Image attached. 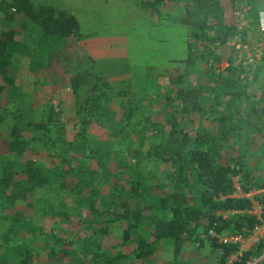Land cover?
I'll use <instances>...</instances> for the list:
<instances>
[{"label": "rangeland", "instance_id": "1", "mask_svg": "<svg viewBox=\"0 0 264 264\" xmlns=\"http://www.w3.org/2000/svg\"><path fill=\"white\" fill-rule=\"evenodd\" d=\"M4 1L8 0L0 1V33L15 30V38L8 44L14 80L11 79L12 85L6 93L0 91V113L16 123L19 133L7 144L6 152L0 154V177L4 166L10 167L14 173L11 177L23 180L24 188H31L24 192V199L17 198L15 204L6 200L12 190L7 197L0 196V260L3 264L20 261L15 251L21 252L27 264H94L90 253L86 257L82 251L79 258L81 245L90 244L96 238L99 251L104 254L113 244L118 245L116 241H122L124 225L119 221L114 223L113 234L102 238L94 234L93 230L105 222L101 218L96 225L88 223L92 221V204L98 210L106 209L113 193L137 180L149 194L159 193L157 189H147L160 186V183L165 187L173 186L166 180L167 171L163 165L147 153L151 145L167 140L168 118L174 111L181 110L178 99L173 102L166 99L168 88L172 87L171 79L180 76L179 88H189L196 83L206 98L212 96L219 100L205 103L204 108L209 111L223 109L227 94L241 96L235 99V108L250 107L255 98L264 100V58L244 74L232 58L230 45L236 33L233 11L247 2L251 5L252 17L257 9L264 7V0H231L232 6L229 0H220L221 21L208 19L211 26L204 29V35H201L203 28L196 23L202 19L196 21L186 16L191 20L190 28L177 25L175 30L179 40L182 37L188 40V48L192 49L188 59L177 60L172 69H168L169 66L161 68L153 75L151 62L145 63L149 53L144 50L151 48H146L144 42L149 38L137 21L142 19L140 11L149 12L157 7L158 16L166 22L170 14L171 18L173 14L177 18L184 16L185 0H161L153 7L148 5L152 0H54L55 4H33L36 12L39 9H51L55 13L63 10L80 19L83 27L77 31L78 35L63 40L28 18L6 21ZM88 2L97 7L92 10V16L88 12ZM102 6L106 9H101ZM106 25H110L112 36L104 38L111 39V47L137 48L131 58L135 57L134 64L143 63L138 70L140 73L125 74V77L109 75L125 71L120 66L106 67V63L96 62L90 56L89 48H85L88 32H101ZM226 25L232 26L233 33L221 43L218 40L222 39ZM63 56L79 63L73 71L79 75L81 83L73 92L64 85L66 78L59 65V57ZM81 56L86 59L79 60ZM127 58L128 54L125 59L130 64ZM234 78L238 84L233 83ZM2 80L0 77V83ZM221 82L223 87L217 91V83ZM198 114L199 111H193L185 115L184 125L190 127L193 123L203 131ZM237 138L241 139V135ZM223 145V155L227 158L230 155L239 157L250 167L257 166L258 161V178L264 177L263 148L245 149L242 142H238L236 148L226 140ZM27 165L39 172L42 183L25 182L23 168ZM192 179L190 175V182ZM180 189L188 193L193 191L187 186ZM146 199L156 204L153 197ZM16 210L21 211L23 217L18 224L10 222L12 217L6 216ZM115 233L119 235L118 240ZM189 243L191 247L181 252L179 261L192 262L191 258L198 255H202L205 262L213 259L215 253L210 247H200L196 241ZM162 253L164 260L160 262L166 263V251Z\"/></svg>", "mask_w": 264, "mask_h": 264}, {"label": "trees", "instance_id": "2", "mask_svg": "<svg viewBox=\"0 0 264 264\" xmlns=\"http://www.w3.org/2000/svg\"><path fill=\"white\" fill-rule=\"evenodd\" d=\"M156 1L159 0H152L148 2V5L153 7ZM32 5L29 0H8L7 3L5 2L7 11L4 14L5 20H13L16 17L28 18L44 30L54 32L62 40L78 35L79 25L73 14L63 10L55 13L51 9H39L36 12ZM229 5L232 6L231 0H229ZM220 7V0H185L182 21H185L186 16H192L196 21L202 19L196 23L201 29L203 28L201 35H204L206 31L204 29L211 26L208 25V19L221 21ZM231 27L226 25L222 39L218 41L224 43L228 39L233 33ZM14 33L13 29L0 33V77H3L5 81V84H3V80L0 83V91L3 93L10 89L11 82L14 80L13 70L10 69L11 54L8 50L9 42L15 38ZM78 59L85 60L86 57L81 56ZM78 64L67 56L59 57L60 69L66 78L64 85H68L72 92L81 83L79 75L73 71L74 66ZM180 80V76L171 79L172 87L168 88L167 101L173 102L178 99L181 110L174 111L172 117L168 118L167 140L163 143L153 144L147 149L148 155L157 160L159 165H163L167 171L166 180H169L174 187L161 186L160 183V186L156 185L147 189L150 191L157 189L159 193L149 194L137 180L130 186H121L119 192L113 193L107 202L106 209L98 210L92 204L90 212L92 221L88 223L97 224L101 218V221L105 222V225H99L96 230H93L94 234L102 238L113 232L114 223L119 221L124 225L121 230L120 250H108L107 254L106 251L103 254L99 251L100 244L97 245L98 241L94 238L90 244L81 245L82 250L80 249L79 258L85 252L86 257L90 253L89 257L94 264H125L126 260L130 258L152 256L157 250L159 240L170 237L173 242L174 256L173 260L166 261L164 264H204L205 261L203 263L200 260L196 262L179 261L182 246L187 242L195 241L200 247L208 246L215 253L213 259L210 262L206 261L205 264L224 262L225 257L235 250V246L218 244L206 232L213 229L219 233H244L243 229H248L254 224V217L247 213L223 218L218 212L221 210H243L250 206L249 198L231 196L235 182L242 191L248 192L263 187L264 179L253 174L239 157L230 154L229 158L225 157L222 143L219 138L215 137V134L207 136L199 129L191 130L190 127L184 125L185 115L200 110L198 103L200 89L199 86L179 88ZM262 103L259 109L264 113V102ZM0 124H2L0 125L1 130H3L0 136V154H4L7 144H11L12 139L18 135L19 127L14 121L6 119L2 113H0ZM23 172L27 177L25 182L42 183V178L35 168L27 165L23 168ZM13 174L12 168L4 166V172L0 177V196L5 198L8 191L12 190L10 198H6V200L15 204L17 198L24 199V192L31 187L24 188V181L14 180L11 177ZM190 175L193 177L192 182L189 180ZM182 186L191 187L193 191L188 193L186 190L180 189ZM147 197H153L156 204H152L149 199H146ZM132 201L134 205H130ZM39 208L43 213L41 204ZM38 213L41 214L40 211ZM6 216L12 217L9 218V221L13 220L17 224L23 219L22 212L18 210ZM260 248L261 245L244 253L242 258L234 264H246L249 257L259 254ZM15 253L20 260L16 264H27L21 252L15 251ZM210 254L212 253L210 252ZM0 264H3L2 260H0ZM257 264H264V260Z\"/></svg>", "mask_w": 264, "mask_h": 264}, {"label": "crops", "instance_id": "3", "mask_svg": "<svg viewBox=\"0 0 264 264\" xmlns=\"http://www.w3.org/2000/svg\"><path fill=\"white\" fill-rule=\"evenodd\" d=\"M31 4H55L56 2L53 1H45V0H29ZM161 0L156 1L155 3H159ZM69 3V1H62V3ZM89 7L88 12L92 16V10L97 8L95 7L96 4H91V2L86 3ZM176 6V5H175ZM101 9H106L102 6ZM144 9V8H143ZM156 9H152L149 12L143 11L141 9L140 11V17L142 19H138L137 21L142 25L143 32L147 33V36L149 39H146L145 46L146 48H151L144 50L145 52H148V56H146V62H151L152 66V75L153 72L157 71L161 68H167L172 69L175 65H177V60H182L185 57L187 58L190 54L191 50L188 48V40H185V37H182V40L178 39V36L176 34V26H183L186 28H190V21L187 20L185 17V21H182V18H177L176 14H173V18H171V14L168 16V18L165 19L166 22L161 21L159 13ZM78 22L79 28H82V23L80 19L73 14ZM153 17V20L152 18ZM182 24V25H181ZM110 31V25H106L104 27V30L101 32H88L87 37H89V41L86 42L85 48H89V54L91 57H93L96 62L99 63H106V67L114 66L115 68H118L119 66L122 67L125 71V73L113 72L109 75H115L119 74L122 77H125V74L127 75H134L135 73H140L141 71H138L142 67V62L138 61L137 64H134L132 61L135 57L131 58V54H133L135 51H137V48H120V46H114L111 47V39L104 38L105 36H112ZM187 31V29H186ZM153 36V38H152ZM190 46V45H189ZM149 50H151L149 52ZM128 54V60L130 61V64L127 63L125 57ZM185 58V60H187ZM169 60L168 63H166V60ZM142 60V59H138ZM140 62V63H139ZM174 62V63H173ZM172 63V64H171ZM171 64V65H169ZM114 67L112 69L114 70ZM227 70H228V66ZM225 67V68H226ZM176 68V67H175ZM224 70V69H223ZM149 71V69H148ZM144 72V71H142ZM150 72V71H149ZM226 73V72H224ZM124 74V75H123ZM229 77V76H227ZM234 84H238L236 81V78L233 80ZM193 86H195L196 83H192ZM241 84H239L240 86ZM223 87L222 82L220 84L217 83V91ZM233 89V88H232ZM215 90V91H216ZM239 94H227L224 98L223 104L225 107L221 109L219 112L217 110L209 111V109L204 108L206 105L205 103H214L219 100L214 99L212 96H208L206 98L205 93H201L198 97V103H199V114L200 116V123L201 127H203V132L207 134V136H211V134L217 135L216 137L219 138L220 143H222V149H224V141L226 140L227 143L231 144L232 147L237 148V143L242 142L244 144V148H263L264 149V113L260 111L259 106L264 100L255 98L252 102V104L247 107H239L235 108V99L240 98L238 96ZM257 99H259L257 102ZM240 102H243V100H239ZM263 104V103H262ZM232 107V108H231ZM191 115V114H190ZM197 116V114H196ZM193 117V114L191 115ZM195 127V129H194ZM194 126L192 123L190 128L191 130H198V127ZM223 132V133H221ZM241 135V139H238L237 136ZM231 136V137H230ZM262 156L264 155L261 154ZM241 157V156H240ZM247 157V156H246ZM245 157V158H246ZM243 159V157H242ZM157 162V160H155ZM247 163V162H246ZM257 161V166H258ZM253 166V165H252ZM256 165L253 167H250L249 164H246V167L253 172V174L259 173L258 167ZM262 168V167H261ZM264 179V177H262ZM96 225V224H94ZM114 232V231H113ZM113 232L111 234H113ZM110 234V235H111ZM117 233H115L114 237L118 240ZM118 242V245L108 246L109 251H115L116 249L120 250V241ZM192 243H185L182 246L181 252H183L185 249H187ZM196 245V244H195ZM191 247V246H190ZM193 247V245H192ZM163 250L166 251V259L165 261H171L173 260V242L170 237H165L159 240L158 247L156 252L146 258H130L127 259L126 262L128 264H164L165 262L161 263L160 261L164 260ZM180 252L179 257H181L182 253ZM108 253V250L106 251V254ZM197 256V255H196ZM199 256V255H198ZM192 257V262H196L200 259V261H203L201 256L199 257ZM182 261V260H181ZM184 262H188V260H184ZM206 263V262H205ZM204 263V264H205Z\"/></svg>", "mask_w": 264, "mask_h": 264}, {"label": "built area", "instance_id": "4", "mask_svg": "<svg viewBox=\"0 0 264 264\" xmlns=\"http://www.w3.org/2000/svg\"><path fill=\"white\" fill-rule=\"evenodd\" d=\"M251 5L244 3L233 11L235 16L236 33L230 39L232 58L244 74L252 71L264 58V7L255 11L252 20ZM232 197L249 198L251 204L243 210H221L218 212L223 218L235 214L247 213L254 217V224L243 229L244 233L216 232L209 229L206 234L218 244L234 245L235 250L225 257L224 262L213 264H234L248 251L261 245L257 256L249 257L246 264H257L264 260V186L244 192L237 182L234 184Z\"/></svg>", "mask_w": 264, "mask_h": 264}]
</instances>
